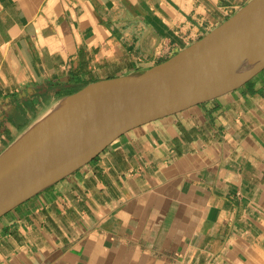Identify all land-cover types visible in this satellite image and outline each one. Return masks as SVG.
I'll use <instances>...</instances> for the list:
<instances>
[{
    "label": "crops",
    "instance_id": "crops-1",
    "mask_svg": "<svg viewBox=\"0 0 264 264\" xmlns=\"http://www.w3.org/2000/svg\"><path fill=\"white\" fill-rule=\"evenodd\" d=\"M251 1L0 0V155L65 98L167 62ZM0 264H264V71L0 219Z\"/></svg>",
    "mask_w": 264,
    "mask_h": 264
},
{
    "label": "water",
    "instance_id": "water-1",
    "mask_svg": "<svg viewBox=\"0 0 264 264\" xmlns=\"http://www.w3.org/2000/svg\"><path fill=\"white\" fill-rule=\"evenodd\" d=\"M264 71V0L167 62L65 98L0 155V219L131 130L240 89Z\"/></svg>",
    "mask_w": 264,
    "mask_h": 264
}]
</instances>
